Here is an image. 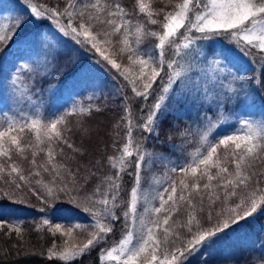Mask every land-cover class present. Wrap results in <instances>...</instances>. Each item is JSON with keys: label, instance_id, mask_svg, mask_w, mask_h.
Listing matches in <instances>:
<instances>
[{"label": "snow or ice", "instance_id": "obj_1", "mask_svg": "<svg viewBox=\"0 0 264 264\" xmlns=\"http://www.w3.org/2000/svg\"><path fill=\"white\" fill-rule=\"evenodd\" d=\"M22 2L24 13L14 18L10 24L0 26V44L6 47L7 42L30 20L51 21L50 28L54 30V37L70 36L81 50L99 53L100 58L95 62L97 66H110L109 71L116 69L126 84L131 86L135 97L144 101L152 99V103L144 109L146 114L134 126L129 118V108H124L122 120L127 123L126 142L117 149L118 155L108 157V164L116 170L115 175L106 176L91 195H82L95 175L89 169L83 170L84 175H81L79 168L75 171L64 170V178L57 171L55 159L58 153L53 146L64 143L72 148L58 127L65 124L64 115L55 116L47 124L39 118L19 120L16 116L3 122L0 128V158H3L0 162V179L15 174L19 181H25L16 163L9 161L12 160L13 150L17 153L23 151L20 138L15 133H23L27 128L36 133L38 144L45 142L41 137L47 139V165L51 166L54 174L51 186H44V196H40L35 190L33 194L45 203L66 200L87 214V227L92 231L86 242L69 244L67 240H63L60 244L53 243L47 249L49 259L69 262L99 248L102 260L106 259L114 264H189L190 257L205 252L210 254L228 231L234 230V226H240V221L264 211V170L253 171L255 162L264 161V113L258 120H237L238 127L228 125L234 128L232 133L223 135L214 143L208 140L209 132L225 123L227 117L223 112L227 103L234 102L241 94L246 100L254 89L264 90V64L261 65L259 76L253 69V75L247 81L229 70L233 61L245 60L252 63L250 57L255 58L256 62L264 61V0H182L167 12L162 8L153 9L151 3H146L145 0H136V8L132 13L113 0H69L62 11L38 5L32 0ZM161 14L162 21L153 18ZM133 16L144 17L146 23L152 25L159 24L160 31L148 30L145 22L134 20ZM117 36L120 39H114ZM131 37L135 39H130ZM147 38H156L158 43L149 49L142 48L141 44ZM217 39L220 40L221 47L212 49V56L215 58L212 63L219 72L224 73L223 81L229 83L221 82L216 90L210 92L201 84L200 73L197 71L200 63L198 58L207 60L203 47L198 45L208 41L209 47H212ZM58 42V39H53L45 43L42 53H37L42 58L32 61L36 68L27 63L14 65L18 70L12 77V84L17 85L20 75L25 71L38 72L40 65H52L48 71H55L60 51ZM20 43L35 45L36 41H28L25 36ZM113 48L117 49L116 54L127 53V60L137 71L132 72L128 67L122 70L121 64L106 50ZM193 52L196 53L195 57ZM21 59L27 57L22 54ZM182 60L185 62L181 63ZM90 71L81 70L80 79L86 81L87 87L93 90L101 88L102 84L90 80ZM233 83L237 87H232ZM122 100L128 104L131 98L122 97ZM93 110L100 111L91 106L72 108V112L81 115ZM2 111L0 108V112ZM209 111L214 114L215 120L209 116ZM169 115L176 119L191 116L193 123L207 128L206 131L196 132L205 151L198 149L184 164H178L163 153L149 151L146 147L149 136H159L157 130ZM135 131H139L138 136L134 135ZM179 134L187 141L193 134L191 125ZM171 147L175 149L177 145L171 144ZM73 151L78 153L79 149ZM36 155V152L32 153L33 165L36 164ZM154 165H161L172 174L179 171L184 177L190 175L192 183L181 179L178 182V197L177 181L173 179L166 181L168 187L163 192H157L153 196L145 195L142 173L151 170ZM230 166L234 168V172L229 170ZM40 167L46 172L50 170L45 165ZM59 168L65 169V166L59 165ZM213 169L217 170L215 176L212 174ZM125 175L134 178V186L127 201L122 200L120 195L123 189L121 181ZM205 178L207 182L203 184L200 203L203 204L206 196L210 203L224 205L220 212L208 213L206 223L210 227H205L197 218L192 195L193 192L201 193L200 181ZM6 182L15 183L14 180ZM15 188L20 189L21 184L15 183ZM14 197L15 191L0 189V201L25 203L24 199ZM154 200L159 201V207L152 205L151 201ZM142 202L148 206L144 207L143 213H138L137 205ZM179 202H186L193 209L184 225L187 238L169 227L172 213L177 210ZM3 212V208H0V215ZM147 216L153 218L146 219ZM121 220L123 238L118 246L104 248L103 245L107 243L115 225ZM41 223L48 226L49 232L59 233L62 237H72L74 228H81L79 224L74 228L51 225L48 219ZM0 228H6L9 234L15 233L21 240L23 238L19 222L13 224L0 220ZM161 229L163 241L156 236V232ZM176 241H179V246H176ZM165 243H171L173 247L158 255L161 244ZM13 247L17 255L24 257L45 255L43 251L36 252L26 248L19 240ZM202 264H207V260L202 259ZM261 264H264V259Z\"/></svg>", "mask_w": 264, "mask_h": 264}, {"label": "trees", "instance_id": "obj_2", "mask_svg": "<svg viewBox=\"0 0 264 264\" xmlns=\"http://www.w3.org/2000/svg\"><path fill=\"white\" fill-rule=\"evenodd\" d=\"M32 2L38 5H44L48 8L55 7L62 11L69 3V0H32ZM113 2L120 3L129 13H132L136 8V0H113ZM145 2L151 3L153 9L159 10L162 8L167 12L172 10L174 6L177 3L182 2V0H145ZM3 11L8 12V22H6V24H10L14 21V18L21 16V14L24 13L22 0H0V17L3 16ZM153 18L162 21L163 15L161 14ZM133 19H140L142 22H145L146 27L150 31H160L159 24L152 25L146 23L144 17L133 16ZM50 24L51 21L47 20H44L43 22H39L35 19L30 20L19 32H17L16 36L13 37L11 41L7 42L6 47L4 44H0V48H3V51H0V85H3L4 81L11 75H14L18 70V67L14 68L11 65V63L17 61L13 60L12 57L9 58V55L7 54V51L15 45L16 41L19 39L22 40L25 36H27L28 41H36L35 45L26 44L25 46V52L23 54H26L24 56L29 59V57L31 58L35 54L34 52L38 49L42 52L47 41L58 39V47L60 51L55 71L49 72L48 69H50L52 65H45L43 70L40 69L36 73H28L25 71L21 74L20 78L24 80L25 77L28 82L31 78H34L33 85L34 87H37L38 91H33L45 105L42 116L43 123H50L55 116L64 115L65 124L58 125V127L61 128L63 136L68 144L72 145V148H69L67 144L64 143H57L53 146L58 153L55 159L57 171H60L61 178H64V170L75 171L79 168L81 170V175H84L85 173L83 170L85 168L89 169L95 175L90 180L82 195H91L96 186L101 184V181H103L106 176L115 175L116 170L111 168L108 164V157L118 155L117 149H120L126 142L127 123L122 120V117L124 116V108H129L131 113L129 118L133 121L134 126L139 119L144 117L146 114L144 109L147 105L152 103V99L150 98L148 101H144L141 98L135 97L131 86L126 84L117 70L112 68L109 71L110 66L105 68L103 64L99 65V67L103 69V73L99 77V81L96 82L97 84H102V87L95 90L87 87V82L80 79L81 70L84 69L86 64L96 65V60L100 58L99 53L81 50L79 45H77L70 36L62 38L54 37L52 34L54 30L50 28ZM114 39L118 40L120 37L117 36ZM130 39L134 40L135 38L131 37ZM156 43H158L156 38H147L143 41L141 47L149 49ZM202 43L201 44L206 47L205 53L207 54V60L205 61L203 57L198 58L200 61L197 69L198 72H201L206 68L203 66L217 67L212 63L213 59H215L212 56V49H219L221 47L219 39H217V42L212 45V47H209L210 42L208 41ZM106 50L109 51L112 58L117 60V63L121 64L122 70L123 68L128 67L132 72L137 71V69L127 60V53L122 55L116 54V48ZM193 56L195 57L196 53H193ZM2 59L4 60L3 62ZM27 59H21L19 63H26ZM176 59H180V57H176ZM249 59L253 60V62L249 63L248 61L242 60L241 67L233 61V65L229 70L235 73L238 78H243L245 81L249 80L253 75V69H255V74L259 76L261 65L264 64V61L256 62L253 57H250ZM6 62H9L11 69H4L6 64L3 66V63ZM184 62L185 61L183 60L181 61V63ZM212 72L215 74H221L218 70H212ZM217 80L218 81L216 82L215 80L204 78L201 81V84L205 83V87H207L210 92H213L221 82L224 84H226V82L227 84L229 83L228 81H223L220 76ZM231 86L234 88L237 87L235 83ZM225 91H227V89H225ZM13 92L14 91H11L10 93ZM10 93L9 90L6 91L5 89H0V108L3 109V111L0 112V128H2L3 122L6 119L11 118L8 104L1 101V98L5 101H12L14 98ZM22 94L23 92L21 95ZM13 95H15V93H13ZM122 97H130V103L125 104ZM252 100L255 101L257 107L264 112V90L254 89L246 100L243 94H241L234 102L227 103L223 115L230 114L237 118L240 117L241 113L237 107L243 102H250ZM74 106H91L93 109L99 108L100 111L97 112L93 110L90 113L81 115L78 112H72ZM209 116L215 120V116L211 111H209ZM17 119L28 120L23 119L20 116H17ZM234 123L235 121L233 123L225 122L222 127L213 130L208 134V140L214 143L217 139L222 138L223 135L232 133L234 128L228 127V125L237 127L238 124ZM189 125H191L193 134L188 137L187 141H185V138L179 133L183 132L189 127ZM204 128V125L193 123L191 116H183L180 119H176L174 116L169 115L157 130L159 136H149L146 147H149L153 151L161 150L164 152H171L174 156L184 159V163H186L191 158V154L196 153L198 149L201 152L205 151L200 136L196 134V132L202 131ZM15 134L20 138L23 151L17 153L13 150L12 160L9 161V163L13 161L16 163L20 169V174L25 177V181H19L18 177L13 174L11 177L0 179V189L5 191H15L16 197L14 198H22L25 200V203L15 204L11 200L0 201V203L3 204L2 206H6L9 209H12V207L18 208L22 214V218L19 221H15L14 217H8V215L0 216V220L9 221L13 224L19 222L23 238L21 240L15 235V233L9 234L6 228H0V264H102L99 248L94 249L89 255L76 258L69 262L60 261L56 258L49 259L47 257V249L50 248L53 243L60 244L65 240V237H62L59 233L54 234L53 232H49L48 226L42 225L41 222L44 219H48L51 225L60 224L64 228H71V223L68 219L66 220L65 217L60 215L50 216L48 212L58 206L72 208L77 212L82 211L68 203L66 200L62 199L45 203L43 199H38L37 195L33 194V190H35L40 196H44V186H51L50 182L54 179L51 166L47 165L48 142L46 138L41 137L45 142L43 144H38L36 133L27 128L23 133ZM134 135L138 136L139 131H135ZM169 138H171V140H169ZM171 144H176L177 147L173 149ZM41 148L45 150L41 151ZM74 149H79V152L75 153L73 151ZM33 152L37 153L35 157V165L32 164ZM2 160L3 158H0V162H2ZM40 165H45L49 167L50 170L46 172L43 167H40ZM59 165H64L65 169H60ZM229 170L234 172V168L231 166L229 167ZM262 170H264V161L255 162L253 171ZM216 171V169L212 170L214 176ZM37 173L39 174L37 175ZM142 176L143 187L153 185L154 189L149 192L152 196L157 192H163L164 188L168 187L166 181L169 179L177 181V197L179 196L178 182L181 179H185L186 183H192L190 175L184 177L179 171L172 174L161 165H154L151 170L143 172ZM133 179L134 178L131 175H125L122 177L121 183L123 184V189L120 195L121 199L124 201L130 199L131 188L134 186ZM13 180L15 183L21 184L20 189L15 188V183L10 184L6 182ZM160 180H163V182L158 183L157 181ZM206 182V178L201 180V193L196 194L193 192L192 195L197 218L200 219L205 227H210V225L206 223L208 213H218L224 205L221 203L212 204L208 201L206 196H204L203 204L200 203V197L203 195V184ZM187 194L188 192L186 191L185 195ZM165 199H167V195H165ZM140 205H142V203ZM152 205L159 207V201H152ZM41 209H43V212ZM191 212H193V209L190 208L186 202H179L177 210L172 213V218L169 221V227L174 231L179 232L184 238H187V229L184 225L187 223L189 213ZM117 214L119 215L120 213L118 212ZM152 218L153 217L151 216L146 217V219ZM160 218L162 219L163 217L161 216ZM241 223L243 226L244 224L246 225L245 229H243ZM122 225L123 220L115 225L113 233L109 235L107 243L103 245L104 248H110L120 240L123 232ZM88 228L89 227L84 226V228L79 231L80 234L74 230L75 234L72 236V239L76 242L84 241V237L81 236V234H85L88 238ZM236 230L238 231L237 233H242L241 237L243 238H246V236L249 237L250 240L255 238L256 246L250 247L249 244L246 245L242 241L244 246L241 244L239 247L241 255L239 260L224 262L213 261L207 262V264H261V260L264 259V211H259L254 214L253 217L240 221V226L236 227ZM156 233L157 238L163 241L164 234L162 229ZM18 240L26 248L36 252L43 251L45 255H32L28 257L17 255L16 249L13 245H16ZM176 246H179V241H176ZM172 247L173 245L171 243L161 244L158 254L167 252ZM189 264H202V262L189 261Z\"/></svg>", "mask_w": 264, "mask_h": 264}, {"label": "rangeland", "instance_id": "obj_3", "mask_svg": "<svg viewBox=\"0 0 264 264\" xmlns=\"http://www.w3.org/2000/svg\"><path fill=\"white\" fill-rule=\"evenodd\" d=\"M0 21H1L0 26L5 25L6 22H8V12L7 11H3V16L0 17ZM20 41H21V39L16 41L15 45L7 51L9 58L12 57L13 60L17 61V62L11 63L12 66H14V65L18 66L19 64H25V63H19L21 61V55L25 52V46H26V44L20 43ZM201 43L202 42H200L198 47L202 46L204 51H205L206 47H205V45L204 46L202 45L204 43H202V44ZM34 53L35 54L31 58L29 57V59H27V62H26L27 64H30L33 68L37 67V66L35 64H33L32 61H35V60L42 58V56H37V53H42L39 49ZM193 53H195V52H193ZM23 55H26V54H23ZM3 61L4 60L2 59V62ZM234 62L236 64H239V66L241 67L242 60H237ZM5 64H6V66L4 69H11L9 62L3 63V66ZM44 66L45 65H40L38 70H40V69L43 70ZM203 67H206V68H204L201 72H199L200 73V82L204 78H206V79L208 78L210 80H215L217 82L218 81L217 79L219 76L223 79L224 73L220 72L221 74H215L212 72V70L217 71V67H210V66H203ZM84 69H90L91 70L89 72V78L92 82H95V83L99 81V77L103 73L101 71V68L95 64H89V65L86 64ZM12 77H13V75H11L9 78H7L4 81L3 85L2 84L0 85L1 90L5 89L6 91L9 90V93L11 91H14L13 93H15V95H13V93H10L14 98L12 101H10V100L5 101L1 98V101L8 104V108L11 112L10 116L11 117L12 116H16V117L20 116L23 119H28V120L35 119V118H39L42 120L43 109H44L45 105L41 101V99L35 95V92L38 91V89H37V87H32L33 82H34V78H31L28 82L27 78L25 79V77H24V80H23L22 78H20L21 77V75H20V77L17 81V85H18L17 86V85L12 84ZM226 84H227V82H226ZM202 85L205 86V83H202ZM21 86H22L23 90H22ZM22 92H23V94L21 95ZM231 107H232V105H231ZM237 109L240 110V113H241L240 117L237 118L233 115L228 114V115H225V117H227L225 122L233 123L235 121L234 124H237V120L245 119V118L258 120L261 118V114L264 113L257 107L256 102L253 100L250 102H243L241 105H239L237 107ZM221 127H222V125H221ZM206 130H207V128L205 126V128L202 131H206ZM213 130H216V129H213ZM212 131H210L209 134ZM147 149L149 151H153L149 147H147ZM156 152L163 153L170 160H172L178 164H184V159L177 157V156H174L171 152H164L161 150H157ZM160 182H163V180H160ZM142 185H143V182H142ZM142 188L144 190L145 195L152 196V195H150L149 192L154 189L153 185L145 186V187L142 186ZM151 203H152V201H151ZM140 204L137 205V212L143 213L144 207H146L148 205L143 204V202H142V205H140ZM2 205L3 204L0 203V208H3L4 212L0 216H7L8 215V217H14L15 221H19L22 218L21 211L18 208L12 207V209H9L6 206H2ZM9 210H11V211H9ZM48 213L50 214V216L60 215L62 217H65L66 220L68 219V221H70L71 228H74V226L77 224L81 225V228H74L75 232H78L79 234H80L79 231H81L84 228V226H87L89 224L87 214H85L83 212H77L72 208L63 207V206L59 207L58 206ZM241 225L243 226L242 223H241ZM245 227H246V225L244 224L243 229H245ZM88 230H89L88 233H90L92 231L91 228H88ZM237 232L238 231L236 230V227H234V230L228 231L227 234L220 241L217 242L216 246L211 250L210 254L207 252L202 253V254H197L196 256L190 257L189 261L201 263L202 259H206L207 262H213V261H218V262L223 261L224 262V261L239 260L241 258L240 248H239L241 246V244L243 246H244V244H246V245L249 244L250 247L251 246L253 247V246H256V241H255V238L253 240H250L249 237H247V236H246V238H243V237H241L242 233L239 234ZM74 234L75 233L73 232V235ZM81 236L84 237V241H82V242H80V241L76 242L72 239V237H65V240H67L69 244H72V243L82 244L87 240V236L85 234H83V235L81 234ZM156 236H157V233H156ZM122 238L123 237L121 236L120 240ZM119 241L116 244H114L112 247L118 246ZM242 241L244 244L242 243ZM112 247H110V248H112ZM148 258L150 259V255ZM102 264H114V262L103 259Z\"/></svg>", "mask_w": 264, "mask_h": 264}]
</instances>
